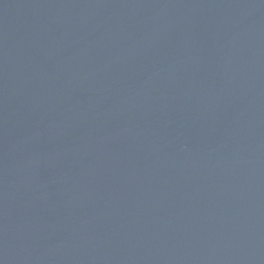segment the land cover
<instances>
[{"label":"water","instance_id":"obj_1","mask_svg":"<svg viewBox=\"0 0 264 264\" xmlns=\"http://www.w3.org/2000/svg\"><path fill=\"white\" fill-rule=\"evenodd\" d=\"M0 264H264V0H0Z\"/></svg>","mask_w":264,"mask_h":264}]
</instances>
